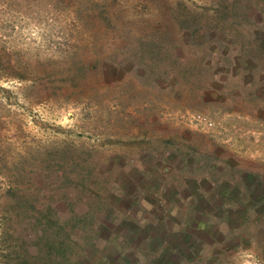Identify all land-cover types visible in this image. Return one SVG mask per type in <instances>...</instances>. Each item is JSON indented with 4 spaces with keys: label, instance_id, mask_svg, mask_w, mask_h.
<instances>
[{
    "label": "rangeland",
    "instance_id": "rangeland-1",
    "mask_svg": "<svg viewBox=\"0 0 264 264\" xmlns=\"http://www.w3.org/2000/svg\"><path fill=\"white\" fill-rule=\"evenodd\" d=\"M260 18L264 0H0V264H75L110 208L141 207L122 188L171 204L222 166L210 139L237 158L191 118H211L204 64Z\"/></svg>",
    "mask_w": 264,
    "mask_h": 264
},
{
    "label": "crops",
    "instance_id": "crops-1",
    "mask_svg": "<svg viewBox=\"0 0 264 264\" xmlns=\"http://www.w3.org/2000/svg\"><path fill=\"white\" fill-rule=\"evenodd\" d=\"M256 22L250 42L217 51L214 64H204L209 74L198 94L200 108L211 116V135L237 158L213 154L210 139L208 155L219 157L222 166L215 171L212 164L204 176H195L203 184L181 199L174 195L171 204L167 185L151 191L133 182L132 196L122 188L125 202L138 198L141 207L130 201L110 208L96 229L98 249L75 264H264V21ZM164 160L166 154L160 155L158 173L167 178ZM150 171L144 169L145 178L154 175Z\"/></svg>",
    "mask_w": 264,
    "mask_h": 264
},
{
    "label": "built area",
    "instance_id": "built-area-1",
    "mask_svg": "<svg viewBox=\"0 0 264 264\" xmlns=\"http://www.w3.org/2000/svg\"><path fill=\"white\" fill-rule=\"evenodd\" d=\"M191 120L193 122H196V123L204 125V126H212V122L209 119H207V117L204 115L195 114L192 116ZM255 264H260V263L256 262Z\"/></svg>",
    "mask_w": 264,
    "mask_h": 264
}]
</instances>
